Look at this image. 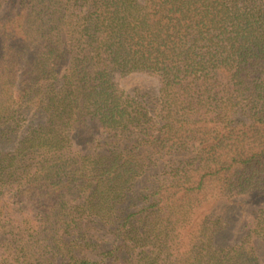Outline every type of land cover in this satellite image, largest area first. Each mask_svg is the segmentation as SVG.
Wrapping results in <instances>:
<instances>
[{"label":"trees","instance_id":"trees-1","mask_svg":"<svg viewBox=\"0 0 264 264\" xmlns=\"http://www.w3.org/2000/svg\"><path fill=\"white\" fill-rule=\"evenodd\" d=\"M0 264H264V0H0Z\"/></svg>","mask_w":264,"mask_h":264},{"label":"rangeland","instance_id":"rangeland-1","mask_svg":"<svg viewBox=\"0 0 264 264\" xmlns=\"http://www.w3.org/2000/svg\"><path fill=\"white\" fill-rule=\"evenodd\" d=\"M124 83H127V81H126V80H124ZM126 87H127V85H126Z\"/></svg>","mask_w":264,"mask_h":264}]
</instances>
